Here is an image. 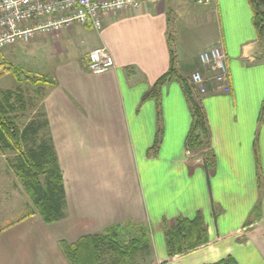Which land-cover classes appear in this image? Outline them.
I'll list each match as a JSON object with an SVG mask.
<instances>
[{"label": "crops", "instance_id": "crops-1", "mask_svg": "<svg viewBox=\"0 0 264 264\" xmlns=\"http://www.w3.org/2000/svg\"><path fill=\"white\" fill-rule=\"evenodd\" d=\"M138 2L137 9L105 16L101 32L75 27L45 36L61 62L52 78L37 84L63 173L66 218L47 225L34 217L0 232V264H36L28 246L36 226L66 227L74 219L95 227L71 240L57 238L56 264H69L60 241L73 244L131 221L146 226L151 254L168 264H216L228 257L264 264V35L253 25L249 0H218L208 9L189 0ZM175 15L205 30V44L194 50L196 70L199 54L215 45L228 59L231 92L198 95L211 132L212 170L187 150L193 118L181 83L164 84L159 104L145 100L170 70L171 50L181 76L188 67L173 46ZM98 48L115 60L102 75L84 64ZM196 218L208 244L169 259L165 225Z\"/></svg>", "mask_w": 264, "mask_h": 264}, {"label": "trees", "instance_id": "trees-1", "mask_svg": "<svg viewBox=\"0 0 264 264\" xmlns=\"http://www.w3.org/2000/svg\"><path fill=\"white\" fill-rule=\"evenodd\" d=\"M249 5L255 29L259 35H264V0H249ZM174 79L181 83L192 111L193 123L187 138V150L202 158L205 168L212 170L216 160L208 118L189 79L179 74L173 50L170 70L146 94L145 100L153 98L159 104L161 88ZM42 116L43 121L34 119L21 128L0 103V150L15 155L11 167L36 208L35 213L3 227L0 232L35 214L47 225L66 218L67 194L63 173L49 132L48 120L44 113ZM157 146L158 141L155 144ZM138 231H141L140 237L135 234ZM145 233L142 228L136 230L130 225H117L102 235L83 237L73 244L62 243V251L69 264H137L138 256L151 254V243ZM126 236L132 237L126 239ZM165 239L169 258L187 254L209 242L208 232L203 229L199 218L193 221L179 219L173 226L165 225ZM216 264L237 263L228 257Z\"/></svg>", "mask_w": 264, "mask_h": 264}, {"label": "rangeland", "instance_id": "rangeland-1", "mask_svg": "<svg viewBox=\"0 0 264 264\" xmlns=\"http://www.w3.org/2000/svg\"><path fill=\"white\" fill-rule=\"evenodd\" d=\"M203 8L208 9L210 5H205ZM171 22L170 33L173 35V46L178 55V62L180 63L182 57H185L183 64L184 66H188L181 74L186 79H189L191 74L196 70L194 59L197 56V52H194V50L200 49L201 46L205 44L203 39H205L206 33L203 28H198L195 23L190 25V23L188 24L185 20H179L177 15L171 19ZM176 26L177 28H175ZM46 39L45 36L39 37V41L31 48H29V45H31L33 41L25 45L19 44L4 50L7 54V58L4 60L3 70L0 72V103L4 105L5 111L9 116L15 119L16 123L21 128L34 119L43 121V109L41 105L43 95L40 93V84L37 83L41 81L43 83V81L52 78L55 66L61 62L57 60V55L53 52L54 50L50 40ZM262 39L264 43V37ZM180 55L182 57H180ZM65 57H67V55H65ZM194 94L198 97L196 92H194ZM14 158V154L1 152L0 150L1 226H5L12 222L14 223L30 213L36 212L33 202L25 192L11 167ZM34 217H37V220L41 218L38 214H35L28 219ZM71 221L72 223L67 224L66 227L57 226L55 229L47 227L45 230V228L43 229L36 226L32 233L33 240L31 243L30 241L28 242L31 251L38 257V260L35 261L36 264H56V258L52 256V245H55V240L57 238L71 240L74 238L75 232H89L92 231L91 227H95L92 222H88L89 225L86 227L82 225V223H84L83 220L74 219ZM124 225H130L136 228V230L137 228H140V230L142 228V230L146 231V237L149 238V232H147L146 226L143 224L131 221ZM135 234L140 237L141 231ZM131 237L126 236L125 238L130 239ZM62 243L67 242L64 240L60 241L61 250ZM136 260L137 264L169 263L168 259L161 258L157 254L156 256L153 254H142L138 256Z\"/></svg>", "mask_w": 264, "mask_h": 264}, {"label": "built area", "instance_id": "built-area-1", "mask_svg": "<svg viewBox=\"0 0 264 264\" xmlns=\"http://www.w3.org/2000/svg\"><path fill=\"white\" fill-rule=\"evenodd\" d=\"M217 2L189 0L193 6ZM139 7L138 0H0V55L5 49L75 27H90L101 32L105 16ZM198 61L200 69L189 78L193 90L201 96L210 91L229 94L230 71L223 47L218 44L201 52ZM84 64L91 73L102 75L115 67V60L107 48H98L89 54ZM3 68L0 56V72Z\"/></svg>", "mask_w": 264, "mask_h": 264}]
</instances>
